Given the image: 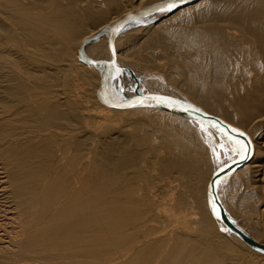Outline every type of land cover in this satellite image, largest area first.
I'll return each instance as SVG.
<instances>
[{"label":"bare ground","instance_id":"obj_1","mask_svg":"<svg viewBox=\"0 0 264 264\" xmlns=\"http://www.w3.org/2000/svg\"><path fill=\"white\" fill-rule=\"evenodd\" d=\"M163 1L0 0V264H264L229 252L206 197L245 142L166 99L115 108L98 94L102 74L139 65L156 71L152 91L122 97L107 83L111 102L166 96L245 135L250 156L217 180L231 174V199L217 198L264 244L250 226L264 229V0H195L157 22V12L120 21ZM112 25L111 49L93 38Z\"/></svg>","mask_w":264,"mask_h":264},{"label":"rangeland","instance_id":"obj_2","mask_svg":"<svg viewBox=\"0 0 264 264\" xmlns=\"http://www.w3.org/2000/svg\"><path fill=\"white\" fill-rule=\"evenodd\" d=\"M171 14V12L169 11H162V12H157V13H153V14H149V17H154V21H160L165 19L167 16H169ZM91 24L88 25V23H86L84 26L88 27ZM138 27H143L142 25L140 26V24H137ZM137 25H132V27L130 26L129 28H127L128 30L134 29L137 27ZM108 37V33L107 31H102L99 34H97L95 36V38L93 39H99V38H103ZM92 39V40H93ZM129 56L130 59L129 60H138L142 57V54L140 52H136L135 50H131L129 52ZM90 59H79V61L84 65L87 66L88 64L94 63V61H89ZM156 71L150 70L148 68H143L139 65H131V66H127V65H119V68L115 71L114 74H112L111 78H109L108 83H109V88L111 90L113 89H117L119 91V93L121 94L122 97H127V96H133V95H137L138 93H148L150 91H152V89L150 88V78L155 77ZM98 94H99V90H98ZM100 96V95H99ZM143 107H149V109L154 108L155 106H153L151 104V102ZM164 111L168 112V113H172L174 114L175 112L168 110V109H163ZM218 113H223L222 110H219ZM175 115H179L177 113H175ZM213 128V127H212ZM214 131L216 132V134L218 135V137H220L223 140H226V136L222 133V131L213 128ZM222 132V133H221ZM234 152V153H232ZM238 150H233V151H228L225 156H224V160L226 161H232L234 159H236ZM236 157V158H235ZM264 159V157H263ZM231 174L224 176L222 179H220L217 182L216 185V192L217 195L219 197L220 200H222V202L226 205L228 202V198L231 199V193H232V189L227 190L229 188V186L226 184L227 183V179L230 177ZM225 179V180H224ZM227 185V186H226ZM231 188V187H230ZM228 192V193H227ZM206 197L208 199V190L206 191ZM229 195V196H228ZM207 202V201H206ZM208 204V202H207ZM261 208H264V206L262 205ZM217 215L215 214L214 217H212L213 219V224L214 227L216 229V231L225 239V241L230 245V247L232 248L231 251L229 252H234L236 254H238L239 256V262L241 263H246L248 261H251L254 263V261L256 263H261L260 261L264 262V254L263 252L254 249L252 247H249L247 245H241L240 243H238L237 241L234 240L233 237V233L232 232H224L222 230V228L220 227V219L218 217H216ZM264 217V216H263ZM264 218L260 219L263 220ZM264 223V222H263ZM250 224V223H249ZM261 221L259 222H251L250 226L254 227L253 229H257L256 231L258 233L263 232L264 229L260 228ZM257 225V226H256ZM256 227V228H255ZM260 229H262L260 231ZM264 234V232H263ZM261 234V235H263ZM264 236V235H263ZM225 253H228L227 250H223ZM262 255V256H261ZM259 261V262H258Z\"/></svg>","mask_w":264,"mask_h":264},{"label":"water","instance_id":"obj_3","mask_svg":"<svg viewBox=\"0 0 264 264\" xmlns=\"http://www.w3.org/2000/svg\"><path fill=\"white\" fill-rule=\"evenodd\" d=\"M193 1H195V0H175V6L168 8V4H169L170 0H165L163 2H158V3L152 4L150 6H145V7L141 8L140 10H138L137 12H132L130 14H127L124 17H122V19L120 21L132 18V17L140 15V14H144V13L165 11V10H158V9H168V10L176 9L180 6L189 4ZM112 27H113V25L111 27H109L110 33L108 36L109 46L111 49H112V43H113ZM103 30L104 29H101L94 36H96L97 34L102 32ZM89 61H93V60H89ZM107 83H108V76L105 74H102L101 80H100L99 95H100L102 102L105 103L106 105L110 106V107L126 108V107L138 106L139 104L143 103L146 100L166 99L170 102V104L173 108L184 111L188 114H191V115L199 118L200 120L204 121L208 125L212 126L213 128L218 129L224 133H228V134L237 136V137L241 138L245 142L246 145H248V149L246 150L243 157L224 164L214 173V175L212 176V178L209 182L208 193L214 201L216 214H217L218 218L220 219V221L223 222V224H225V226L233 234L237 235L245 244H247L248 246H250L254 249H257V250L264 253V244L256 241L252 237H250L238 225H236L235 223H233L229 219L227 213L225 212V209L223 208V206L219 202V199L217 198V194H216L217 180L221 176H223L224 174L232 171L233 169L240 167L242 164H244L246 162V160L250 156L251 145H250L248 138L245 135H243L239 130L233 131V129H235V128L231 127L230 125H228L227 123H225L221 119L214 117L213 115L207 114L206 112L196 110V109L190 108L188 106H184L181 103L175 101V99L170 98V97L156 95V94H149V95H144V96H141L138 98H134V99L129 100L128 102H125L123 104H117V103L111 102L107 98V95H106ZM235 130H237V129H235Z\"/></svg>","mask_w":264,"mask_h":264},{"label":"snow or ice","instance_id":"obj_4","mask_svg":"<svg viewBox=\"0 0 264 264\" xmlns=\"http://www.w3.org/2000/svg\"><path fill=\"white\" fill-rule=\"evenodd\" d=\"M174 6H175V0H170V2L168 4V8H171V7H174ZM158 10H168V9H158ZM113 67H115V63L114 62H113ZM201 130L202 131H207L204 128L203 125H201ZM233 131H238V130L233 129ZM235 143H236V145H237V147L239 149V152H240L241 156L243 157L245 152H246V150L248 149V145L242 143L240 140H236ZM233 150H235V149H233ZM214 211H215V208H214Z\"/></svg>","mask_w":264,"mask_h":264}]
</instances>
